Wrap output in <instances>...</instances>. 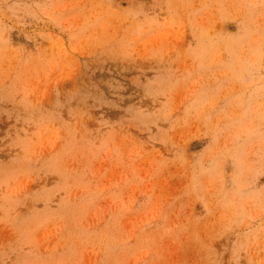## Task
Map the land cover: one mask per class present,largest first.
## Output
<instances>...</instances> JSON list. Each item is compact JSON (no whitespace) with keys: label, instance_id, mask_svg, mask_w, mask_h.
<instances>
[{"label":"rangeland","instance_id":"obj_1","mask_svg":"<svg viewBox=\"0 0 264 264\" xmlns=\"http://www.w3.org/2000/svg\"><path fill=\"white\" fill-rule=\"evenodd\" d=\"M0 264H264V0H0Z\"/></svg>","mask_w":264,"mask_h":264},{"label":"bare ground","instance_id":"obj_2","mask_svg":"<svg viewBox=\"0 0 264 264\" xmlns=\"http://www.w3.org/2000/svg\"><path fill=\"white\" fill-rule=\"evenodd\" d=\"M24 2V1H23ZM26 5V4H25Z\"/></svg>","mask_w":264,"mask_h":264}]
</instances>
